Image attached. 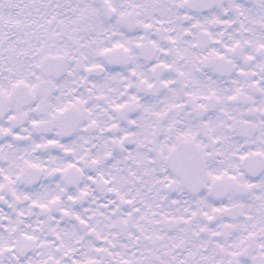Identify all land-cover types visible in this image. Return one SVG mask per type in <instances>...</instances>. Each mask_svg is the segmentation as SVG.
<instances>
[{
    "label": "snow or ice",
    "instance_id": "6c2138e0",
    "mask_svg": "<svg viewBox=\"0 0 264 264\" xmlns=\"http://www.w3.org/2000/svg\"><path fill=\"white\" fill-rule=\"evenodd\" d=\"M0 264H264V0H0Z\"/></svg>",
    "mask_w": 264,
    "mask_h": 264
}]
</instances>
